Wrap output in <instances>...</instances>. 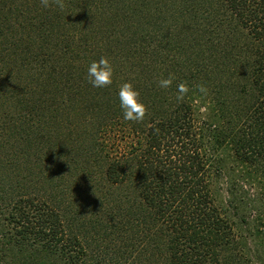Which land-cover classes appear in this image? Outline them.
I'll use <instances>...</instances> for the list:
<instances>
[{"label": "trees", "instance_id": "trees-1", "mask_svg": "<svg viewBox=\"0 0 264 264\" xmlns=\"http://www.w3.org/2000/svg\"><path fill=\"white\" fill-rule=\"evenodd\" d=\"M7 1L0 264H264V0Z\"/></svg>", "mask_w": 264, "mask_h": 264}, {"label": "rangeland", "instance_id": "rangeland-1", "mask_svg": "<svg viewBox=\"0 0 264 264\" xmlns=\"http://www.w3.org/2000/svg\"><path fill=\"white\" fill-rule=\"evenodd\" d=\"M14 0H8L7 2L8 3H12ZM42 5V7H46V5H43V4H41ZM48 9V8H47ZM227 158H229L230 156H231V153L230 152H228L227 153ZM248 190V189H247ZM250 190V189H249ZM248 190V191H249ZM250 194L251 195H256L257 193L258 194H263L264 193V178H262V179H260V185L258 184V185H255L254 186V189H251L250 190ZM251 198H253V197H251ZM264 198V197H263ZM247 215V214H246ZM256 222H253L251 219L249 220V227H246V229L244 228V230L246 231H250V230H252V233H254L255 234V232H257V231H253V230H256V229H258L259 227H260V225L257 227L256 225ZM260 224V223H259ZM260 229V228H259ZM254 243H255V245H259V247H258V249H260V251L258 252V254L259 255H263L264 253H262L263 252V250H264V235L262 234V233H259L257 236H254ZM253 249H254V247H253Z\"/></svg>", "mask_w": 264, "mask_h": 264}]
</instances>
